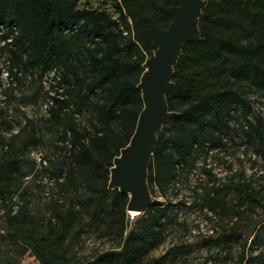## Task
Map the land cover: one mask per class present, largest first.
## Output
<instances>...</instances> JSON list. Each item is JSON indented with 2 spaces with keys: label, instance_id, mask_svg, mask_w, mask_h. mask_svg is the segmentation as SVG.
<instances>
[{
  "label": "trees",
  "instance_id": "trees-1",
  "mask_svg": "<svg viewBox=\"0 0 264 264\" xmlns=\"http://www.w3.org/2000/svg\"><path fill=\"white\" fill-rule=\"evenodd\" d=\"M81 1L0 0V39L5 40L0 53H8L15 79L20 78L19 71L56 73L46 120L70 147L53 173L57 178L63 176L65 182L85 185L83 207L91 214L110 200L111 225L124 237L122 246L105 250L84 264H113L120 257L136 263L163 241L164 215L171 202L164 206L149 202L127 229L130 195L110 186L111 167L136 129L144 108L139 83L145 61L159 46L148 32L147 17L167 27L174 16L163 6L179 1L101 0V7L81 6ZM198 34L199 39L184 42L173 65V84L165 95L169 110L176 113L165 121L168 126L157 131L148 161V182L162 188L179 169L193 165L200 153L225 146L238 123L249 136L255 134L260 140L264 156L263 127L249 116V92H264V0H204ZM87 104L95 114L91 129L79 127L73 110ZM27 121L33 123L30 118ZM34 132L33 126L30 139L35 138ZM23 174L19 153L0 148V197L11 195L14 180ZM226 186L220 195L222 188L211 184L202 204L223 207L232 189L239 192L241 202L257 200L248 181ZM54 211V219L50 217L44 228L30 225L23 209L12 215L15 231L41 264L62 262L68 250L67 233L80 220L81 214L73 207ZM232 234L242 240L238 264H244L249 240L237 230ZM221 237H208L206 242L216 244ZM168 254L148 264H162ZM256 256L249 255L247 261Z\"/></svg>",
  "mask_w": 264,
  "mask_h": 264
},
{
  "label": "rangeland",
  "instance_id": "rangeland-1",
  "mask_svg": "<svg viewBox=\"0 0 264 264\" xmlns=\"http://www.w3.org/2000/svg\"><path fill=\"white\" fill-rule=\"evenodd\" d=\"M100 1L82 0L80 5L101 7ZM6 63L5 58H0V65ZM55 74L22 71L20 78L11 82L0 74V135L3 137L0 148L18 152L25 172L14 180L11 195L6 199L0 197V264H41L29 244L15 231L16 218L12 215L20 209L27 213L30 225L40 228L53 218L56 207H73L79 211L80 220L67 233L68 250L60 264H84L105 250L120 248L123 243L124 237L111 225L109 198L96 214H91L83 207L85 185L65 182L63 176L57 178L53 173L66 159L70 147L69 141L58 138L56 128L46 120L51 102L49 93H54L56 88L51 85L57 82ZM249 97L252 104L249 116L256 123L260 121L264 131V92L253 90ZM73 110L79 127L91 129L95 120L91 105ZM168 125L163 122L158 131ZM33 126L35 138L30 139ZM239 180L251 183L257 200L241 202L239 192L232 189L226 194L223 207L212 209L202 204L205 190L214 182L222 188V195L227 184ZM148 187L151 203L164 206L171 202L164 215L165 237L143 260L129 263L120 257L113 264H148L167 252L162 264H238L243 244L232 231L237 230L246 238L241 231L246 223L264 215V156L260 152V140L255 134L249 136L238 123L225 146L200 153L193 165L179 169L164 188L155 182H148ZM142 212L127 209V229ZM79 226L81 229L77 231ZM218 236H222L218 243L206 242L208 237ZM262 239L261 223L248 239L244 264H264ZM251 254L257 256L248 262Z\"/></svg>",
  "mask_w": 264,
  "mask_h": 264
},
{
  "label": "water",
  "instance_id": "water-1",
  "mask_svg": "<svg viewBox=\"0 0 264 264\" xmlns=\"http://www.w3.org/2000/svg\"><path fill=\"white\" fill-rule=\"evenodd\" d=\"M178 4L163 6L174 18L167 27L159 26L148 16V32L159 44L146 61L139 86L142 89L144 108L130 142L116 156L111 167V187H119L130 195L127 208L143 211L151 200L147 175L148 161L157 141V131L163 122L176 112L168 108L166 91L172 86L173 65L184 42L199 39L198 16L204 0H178ZM264 221V215L250 219L241 230L250 239Z\"/></svg>",
  "mask_w": 264,
  "mask_h": 264
},
{
  "label": "built area",
  "instance_id": "built-area-1",
  "mask_svg": "<svg viewBox=\"0 0 264 264\" xmlns=\"http://www.w3.org/2000/svg\"><path fill=\"white\" fill-rule=\"evenodd\" d=\"M3 31L1 30L0 33H2ZM11 38H8V40H10ZM5 40L0 39V45L2 43H4ZM8 53L6 51H4V53H0V58H5V61L7 62L5 65H0V74L2 76H5V78H9V81L11 82V80L13 81L15 78L13 75L10 74V67H11V62L7 57ZM14 70H16V68L14 67ZM53 71V70H52ZM51 72V71H50ZM47 72V73H50ZM54 72V71H53ZM22 71H19V74H21ZM131 217L134 218V214L131 213Z\"/></svg>",
  "mask_w": 264,
  "mask_h": 264
}]
</instances>
